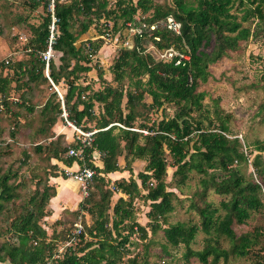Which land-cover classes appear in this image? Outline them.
<instances>
[{"label":"trees","instance_id":"trees-1","mask_svg":"<svg viewBox=\"0 0 264 264\" xmlns=\"http://www.w3.org/2000/svg\"><path fill=\"white\" fill-rule=\"evenodd\" d=\"M22 4L30 12L39 8L42 12L36 21L29 20L32 13L12 17L11 23L19 26L11 24L12 53L19 51L20 55L0 59V157L12 153L11 146L19 143V137L24 136L26 144L20 148L17 164L0 167V223H8L0 228V238L10 233L17 239L16 244L2 241L0 262L122 264L127 256L125 264H150L145 256H130L127 247L133 235L146 239L149 227L151 233L162 229L172 247L182 244L184 259L194 257L205 264L235 255L263 264L259 257L264 254V231L237 234L233 225L244 223L250 211L264 206V158L260 154L264 144L257 142L259 153L249 158L252 150L245 153L239 137H229L226 118L216 116L215 124L199 121L205 94L198 86L210 76V65L230 56L242 41L253 36L251 23L264 18V0H171V4L166 0H22ZM53 16L57 20L52 49L58 63L50 58L48 78L39 55L47 48ZM167 16L180 23L179 34L159 25L148 29L149 24ZM128 23L141 33L129 32ZM89 30L96 31L99 38H87L77 45ZM105 32L111 36L119 32V43L129 37L133 44L131 48L120 45L118 55L113 51L110 72L114 85L104 78V68L96 59L105 43ZM149 43L159 53L169 47L189 53V60L184 65H175L176 57L164 61L158 56L156 60L144 48ZM262 63L264 70V56ZM91 69L96 70L93 79L102 87L95 88L94 80L80 82ZM49 79L57 87L64 83L65 87H58L63 104ZM147 95L150 102L144 99ZM167 104L174 107L169 116L164 112ZM62 105L70 122L84 131L96 130L92 141L83 147V160L66 155L69 148L81 146L80 139L75 136L65 142L66 134L53 129L60 121L66 125ZM153 109H162V116L150 118ZM119 157H123V166ZM136 159L144 160L145 165L134 175L132 163ZM53 160L66 166L84 161L95 171L91 180L94 190L79 201L77 209H65L48 223V232L40 220L47 223L49 200L56 195L50 177L68 178L59 173ZM243 164L255 170L248 173L249 178L243 175ZM168 166L174 167V187L179 190L189 173L200 175V189L195 193L201 204L189 200L188 205L196 211L197 223H168L176 196L167 190ZM116 171H127L128 176L112 181L108 174ZM27 180L33 188L20 200ZM209 189L228 198L215 206L205 199ZM115 193L118 196L111 201ZM138 197L149 201L146 225L135 217L134 199ZM77 211H84L90 223L82 217L83 212L80 233L58 254L54 242L58 238L70 240L80 220ZM199 231L207 235L204 245L201 250L192 249L190 242ZM220 236L226 238L229 248L218 244Z\"/></svg>","mask_w":264,"mask_h":264},{"label":"rangeland","instance_id":"rangeland-1","mask_svg":"<svg viewBox=\"0 0 264 264\" xmlns=\"http://www.w3.org/2000/svg\"><path fill=\"white\" fill-rule=\"evenodd\" d=\"M155 1L162 2L163 0ZM166 1L171 4V0ZM28 10L29 8L22 4V0H0V24L2 26L3 31V33L0 32V59L8 58V55H11L12 58L19 57V51H15L12 53L15 44L9 37L10 31L12 34L11 24H13L15 28L18 29L19 26H17L15 23H11V20L15 14L25 15L27 13L34 14L29 15L28 18L30 21L39 20L38 13L42 12L41 8L33 12H30ZM255 20H253L251 23V26L254 31L253 36L249 37L247 41H242L240 43L239 49L235 52H232L230 56L224 57L215 64L210 65V76L208 77L206 82H201L198 86V90L203 91L205 94L203 100L204 110H202L201 113H198V120L201 121L204 125H206L208 121H211V123L214 124L217 123L218 119L216 116L218 115L222 119L226 118L225 121L228 123L230 128L229 137L232 138V136H238L243 145L242 150L245 153L249 150H252V154L249 156V158L253 157V155L256 153H259L255 150V145L257 142L264 144V70L262 63V57L264 56V18ZM3 28L5 29L3 30ZM82 37L84 36H81V38ZM125 44L127 48H131V46L133 45L129 37L127 38V42ZM103 46H106L107 48L105 47L104 49L97 51L96 59L100 62L101 66L105 67L104 78L114 85L115 82L112 81V74L107 70H110L112 59L115 56V53H113V51H116V48L118 50L120 48V44H117L116 47V45L114 44L104 43ZM144 48L148 52H150V54L157 60L160 53L153 48L151 43L146 44ZM116 54L118 55V51H116ZM53 58L55 62L58 61L57 53L53 55ZM95 80L94 83H92L93 86L95 87L94 84L97 82V86L102 87L100 81ZM86 81H91V77L88 74H85L83 80H80V82L82 83ZM63 84L64 83L61 82L58 87H65V85ZM144 99L146 100V102H150L151 100L150 96L148 95L145 96ZM94 111L97 112V107L94 108ZM164 112L167 116L172 115L174 112L173 105H165ZM149 116L152 119L160 118L162 116V109L151 110ZM21 119L22 118H20V120ZM53 129L55 131L58 130L57 125H55ZM23 137L18 138L19 143L12 144L11 154H4L0 157V167L3 168L8 164H11L12 162L17 164V157L19 156L20 148L26 146ZM70 140V135L67 134L66 139L64 138V141L69 142ZM260 154L264 158V151H261ZM35 160L36 159L34 157L31 162ZM118 160H120V164L121 166H123V157H119ZM144 165V160L136 159L132 163L133 174L135 175L137 171L142 170ZM21 170H25V167H22ZM173 170V166L167 167V190L174 192L176 195L172 199L174 207L173 210L168 214V223H197L198 215L196 214V211L189 208L188 205L189 200H194L198 204H201L200 197L195 193L197 190L200 189V175L195 172L189 173L190 177L185 181V184L181 186L182 190H179L174 187L175 177L172 176ZM241 170L243 172V175L248 178L250 177L248 173L255 171L252 166H246L245 164L241 166ZM25 172L26 175L29 174L28 170H26ZM119 176L127 177L128 172H123ZM253 177H255L254 174ZM261 177L263 181H261L260 178H258L257 180L261 181L263 193L264 174ZM26 183L27 185L24 186L21 190L23 196L20 198V200H24L28 196L27 194L29 190L33 188V185L29 183L28 180L26 181ZM91 185L92 190H94L93 181ZM74 186H76V183L73 179H71V181H69L68 183V187L70 189H74ZM117 195L112 196L111 201H114ZM227 198L228 195H219L215 193L212 189H209L207 191V195L205 197L207 201L212 202V204H214L215 206L219 205L220 200ZM261 199L264 200L263 194L261 195ZM148 204L149 201H144L140 197L134 199V206L136 208L135 217L138 218V222H140V224L146 225L147 223V217L145 215V212L149 209ZM70 206L72 205H69V207ZM69 207L66 208L70 210ZM72 214L73 213L69 215L72 216ZM81 214L82 211H77V218L80 219L77 222L81 221ZM82 217H86V213L85 215L83 213ZM88 217L86 218L90 223ZM40 223L43 224V228L47 230L44 221L40 220ZM7 224L8 223H0V228H5ZM54 225L55 224H53L52 227L57 228L58 230L59 227H56ZM233 228L237 234L246 231H264V206H261L256 211H250L249 217L244 221V223L239 225L234 224ZM146 229L148 231V237L146 239H140L137 235H133L130 239L131 243L127 245L128 250L130 252V256H145L150 264H204L199 262L194 257L184 259L183 254L185 247L182 244L178 245L177 247H172L171 245H169L163 236L162 229H158L155 233H151L149 227H146ZM64 236L66 237V235ZM206 237L207 235L204 232L199 231L195 235L194 239L190 242V247L192 249L201 250L204 245L203 239ZM3 240L10 244H16L17 242L16 237L12 236V234L10 233L0 238V242H2ZM65 240H60L58 238L54 242L57 246L56 250L58 254H61L65 247H68H63V243L65 242ZM218 240V244L222 248L226 249L230 247L229 242L226 240L225 237L220 236L218 237ZM126 258L127 256L122 259V264L126 263ZM259 259L264 264V254L261 255ZM0 264L10 263L8 261H4L0 262ZM205 264H252V262L242 257L229 255L226 259L219 258L216 262H210Z\"/></svg>","mask_w":264,"mask_h":264},{"label":"built area","instance_id":"built-area-1","mask_svg":"<svg viewBox=\"0 0 264 264\" xmlns=\"http://www.w3.org/2000/svg\"><path fill=\"white\" fill-rule=\"evenodd\" d=\"M53 1V0H51ZM50 10H52V5L50 6ZM56 18L53 16L52 17V21L50 23L49 26V37H48V42H47V48L45 51L40 53V58L42 60H44L45 62V75L48 77V62L50 60V58L53 57V49H52V44L55 41V25L54 23L56 22ZM128 25V30L129 32H133V33H137L140 34L141 33V29L140 28H135L133 26H131L130 23L127 24ZM161 26L164 27L167 30L173 31L177 34L180 33V23L178 21H176L172 16H167L164 20L159 21L157 23H153V24H149L148 29L149 30H154L155 27L157 26ZM142 26H145L144 23L142 24ZM101 37V36H100ZM119 37H120V33L117 32L115 35L111 36L109 34V32H105L104 35H102V38H104L105 40V44H114L117 47V44L123 45L125 46L126 41H124L123 43H119ZM157 39V38H156ZM130 46V45H128ZM176 57V60L174 61L175 65L178 64H182L184 65L186 61L189 60V53H179L178 51H176L173 47H169L165 50H163L162 52H160L159 58L164 60V61H172V59H174ZM49 78V77H48ZM50 80V83L52 85V87L55 89V91L57 92L62 104H63V99H62V95L59 92L57 86ZM61 117L63 118L65 124L69 127H71L73 129V131L76 134V138L80 139L81 141V146L78 148H69L66 155L67 156H74L77 159L83 160L84 156H83V147L87 144H89L92 141V135L95 133V129L93 130H88V131H84L81 128L77 127L75 124H73L72 122H70L67 119V113L62 105V112H61ZM118 124V123H117ZM119 126L123 127V125L118 124ZM143 133H147L145 130H141ZM67 175V177L72 178L78 185V189L80 192V195L82 196V198H85L89 195L90 190L92 188L91 186V180L93 178V175L95 174L94 169L90 168L89 166L85 165L84 161L79 165L78 169L75 171H67L65 173ZM113 189H115L113 187ZM82 229L81 226V222H76L74 225V229L72 231V235L69 241L63 243V247L65 246H69L71 244V240L72 238L74 239V236L80 233Z\"/></svg>","mask_w":264,"mask_h":264},{"label":"crops","instance_id":"crops-1","mask_svg":"<svg viewBox=\"0 0 264 264\" xmlns=\"http://www.w3.org/2000/svg\"><path fill=\"white\" fill-rule=\"evenodd\" d=\"M89 31H88V33L82 35L84 37H82L77 42V45H79L81 41L86 40L87 38H91V39L99 38V35H97V33H95L96 31H94V30H89ZM105 47L106 46H103L100 50L104 49ZM99 54H100V52H99ZM103 68L105 69V67H103ZM107 71L110 72V70H107ZM87 74L90 75L91 80H94L93 78L97 77L95 69H91ZM95 81H97V80H95ZM94 85H95V88H98L97 82ZM57 127H58V130H56L57 133H63L64 132L66 135L69 134L70 135V139H71L70 141L74 140L75 135H74V131H73V129L71 127H69L67 125H63L62 121L57 123ZM97 156H96V158H98ZM95 161L98 164H100L99 159H96ZM53 163H57L58 164V169H59V173L60 174H62V172L66 173L67 171H75L79 167V164L77 162H74L71 166H66V165H64L61 162L60 163L56 162L55 160H53ZM123 172L116 171V172L110 173L108 175H109L110 179L113 181L116 178L122 177V176H119V175H121V173H123ZM116 174H119V175H116ZM71 179L72 178H69V177L64 179L63 177H61V175H58L56 177H50V183H53L56 186V195L53 196L49 200V207L51 209V214L47 218H45L47 223H44V224L48 228V232H51L50 227L47 226L48 223H51L52 221L57 220V218L60 216V214L65 209H68L66 207H69V205H72V206H70L71 208L69 207L70 210L77 209L79 201L82 200V196L79 193L78 185H77L76 182H75L76 186H74V189H70L68 187V183H69V181H71ZM75 189H77V190H75ZM117 194L118 193H115V195H117ZM83 212L84 211H82V213ZM84 215H85V212H84ZM86 217H88L87 214H86Z\"/></svg>","mask_w":264,"mask_h":264},{"label":"clouds","instance_id":"clouds-1","mask_svg":"<svg viewBox=\"0 0 264 264\" xmlns=\"http://www.w3.org/2000/svg\"><path fill=\"white\" fill-rule=\"evenodd\" d=\"M112 187V186H111ZM92 189V188H91ZM112 189H113V187H112ZM86 198V197H85ZM82 199H84V198H82Z\"/></svg>","mask_w":264,"mask_h":264},{"label":"flooded vegetation","instance_id":"flooded-vegetation-1","mask_svg":"<svg viewBox=\"0 0 264 264\" xmlns=\"http://www.w3.org/2000/svg\"><path fill=\"white\" fill-rule=\"evenodd\" d=\"M2 242H0V245H1Z\"/></svg>","mask_w":264,"mask_h":264}]
</instances>
